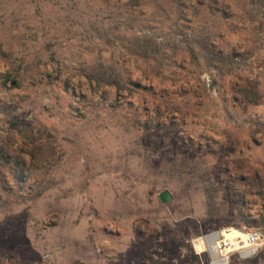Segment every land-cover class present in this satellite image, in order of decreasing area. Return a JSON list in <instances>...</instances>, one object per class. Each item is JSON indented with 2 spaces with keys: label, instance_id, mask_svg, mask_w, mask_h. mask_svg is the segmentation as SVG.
<instances>
[{
  "label": "rangeland",
  "instance_id": "obj_1",
  "mask_svg": "<svg viewBox=\"0 0 264 264\" xmlns=\"http://www.w3.org/2000/svg\"><path fill=\"white\" fill-rule=\"evenodd\" d=\"M128 1L0 0V264H213L195 242L227 230L263 238L226 264H264V103L234 91L264 93V6ZM100 62L126 90L88 78ZM152 100L174 112L146 130Z\"/></svg>",
  "mask_w": 264,
  "mask_h": 264
},
{
  "label": "trees",
  "instance_id": "obj_2",
  "mask_svg": "<svg viewBox=\"0 0 264 264\" xmlns=\"http://www.w3.org/2000/svg\"><path fill=\"white\" fill-rule=\"evenodd\" d=\"M142 0H129L127 3L128 7H139L141 5ZM154 4L156 12L160 15H167L166 17H170V14L167 10V7L163 0H151ZM211 1V0H208ZM199 0V6L204 5L205 2ZM213 1V0H212ZM216 2V1H214ZM245 3V7L250 8L253 7L252 10H247L249 15L251 16L254 12V6L262 8L264 6V0H243ZM259 8V9H260ZM258 9V8H257ZM199 9L195 8V13L198 14ZM132 44L127 45V50L131 55L137 56L140 59L149 61L156 60L159 58L162 52V47L159 45L155 38H141L139 37L137 40H130ZM2 49L0 48V56ZM217 61L213 62L214 68H219L223 70L226 65V60L234 57V53L226 54L224 50L217 51ZM215 62L219 63V67ZM13 71H8L4 77V84L8 85L9 82H13L16 86H19L20 83L17 79L14 78ZM91 81H94L97 84L98 88H107V87H115L119 92L126 90V85L123 83V79L120 74L117 72L115 67L105 63L100 62L90 74L87 75ZM235 97L240 100L246 108L250 106L256 107L264 103V93L261 91L259 84L252 82L250 79H246L242 81L240 85H235ZM151 104L153 105L152 113L145 123L146 130L159 129L163 125V120L168 117V114H172L174 110H172V102L165 100L164 102H157L152 100ZM176 112V111H175ZM136 122H140L137 120ZM241 221L244 224L251 225L253 221H244V218L240 217ZM262 225L264 226V219L262 220Z\"/></svg>",
  "mask_w": 264,
  "mask_h": 264
},
{
  "label": "bare ground",
  "instance_id": "obj_3",
  "mask_svg": "<svg viewBox=\"0 0 264 264\" xmlns=\"http://www.w3.org/2000/svg\"><path fill=\"white\" fill-rule=\"evenodd\" d=\"M249 239L250 237L246 232L227 230L214 234L208 237L207 240L201 238L195 242V247L199 253L207 250L213 256L215 254L222 255L213 264H226L229 254L241 253L243 256H246L256 252V249H251L252 244Z\"/></svg>",
  "mask_w": 264,
  "mask_h": 264
},
{
  "label": "built area",
  "instance_id": "obj_4",
  "mask_svg": "<svg viewBox=\"0 0 264 264\" xmlns=\"http://www.w3.org/2000/svg\"><path fill=\"white\" fill-rule=\"evenodd\" d=\"M250 237V243L252 244V248L251 249H256V251L259 250L260 248V244L263 238L262 233L259 232H251V233H247Z\"/></svg>",
  "mask_w": 264,
  "mask_h": 264
},
{
  "label": "water",
  "instance_id": "obj_5",
  "mask_svg": "<svg viewBox=\"0 0 264 264\" xmlns=\"http://www.w3.org/2000/svg\"><path fill=\"white\" fill-rule=\"evenodd\" d=\"M160 200H161V202H162L163 204H168V203H170V202L172 201V197H171L170 192H169V191H165V192L161 193V194H160ZM217 233H218V232H215V233H213V234L207 236L206 238H208V237H210V236H212V235H214V234H217Z\"/></svg>",
  "mask_w": 264,
  "mask_h": 264
}]
</instances>
